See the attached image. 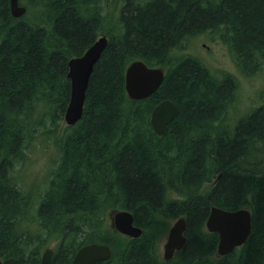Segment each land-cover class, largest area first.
<instances>
[{
	"label": "trees",
	"instance_id": "trees-1",
	"mask_svg": "<svg viewBox=\"0 0 264 264\" xmlns=\"http://www.w3.org/2000/svg\"><path fill=\"white\" fill-rule=\"evenodd\" d=\"M19 2L26 11L14 17L9 0H0L3 264H40L53 242L51 264H70L75 251L92 242L112 249L95 264H264V170L244 164L248 136L264 133V111L224 133L237 78L184 51L193 36L220 35L236 68L252 74L264 63V0ZM110 9L115 14L108 15ZM102 34L108 42L91 73L82 116L55 136L57 158L32 214L15 166L27 159V143L38 131L54 133L63 121L68 62ZM134 59L165 70L146 99L131 100L125 92V69ZM165 98L179 111L157 134L151 110ZM213 205L251 212L246 241L223 256L216 252L218 234L205 227ZM119 209L132 212L143 230L138 237L107 222ZM181 216L187 241L164 260L159 242Z\"/></svg>",
	"mask_w": 264,
	"mask_h": 264
},
{
	"label": "water",
	"instance_id": "water-1",
	"mask_svg": "<svg viewBox=\"0 0 264 264\" xmlns=\"http://www.w3.org/2000/svg\"><path fill=\"white\" fill-rule=\"evenodd\" d=\"M10 12L14 17L22 16L26 7L19 0H9ZM108 42V37L100 35L85 51L68 62L67 77L70 80V96L64 112L66 125H74L82 116L89 79L95 63L100 58ZM165 70L161 66H149L141 59L131 61L124 74V88L131 100L146 99L159 88L164 80ZM178 106L168 98L156 103L150 115V123L157 134H162L169 122L178 114ZM111 226L128 237H138L142 228L134 224L132 212L126 209L112 210L109 213ZM205 227L208 232L218 234L217 254L226 255L241 246L251 231V212L247 207L224 209L211 206ZM187 228L185 217H178L170 226L163 244V259L169 260L174 252L186 243ZM112 249L109 245L92 242L80 246L70 264H95L108 260ZM53 248L47 247L41 255L40 264H51ZM0 264H3L0 259Z\"/></svg>",
	"mask_w": 264,
	"mask_h": 264
},
{
	"label": "rangeland",
	"instance_id": "rangeland-1",
	"mask_svg": "<svg viewBox=\"0 0 264 264\" xmlns=\"http://www.w3.org/2000/svg\"><path fill=\"white\" fill-rule=\"evenodd\" d=\"M107 13L108 15L111 13L112 15L115 14L112 9L108 10ZM218 36L219 38L206 33H201L195 37L193 36L189 43L186 42L184 51L199 56L217 74L227 72L235 75L237 78L236 104L240 109V113L238 114L228 110L232 103L227 106L226 113L229 126L232 128L238 119L246 116L245 112L249 107L260 104L262 97L259 96L260 94H264V63L256 73L246 74V77H240L241 75L236 70L227 45L223 42L220 35ZM234 116L235 118H233ZM64 125L66 124L63 120L54 133L44 131L41 134V131H38L36 136L31 138L27 143L25 149L27 159L23 163H17L15 166L13 172L14 177L17 179V184L23 192L28 195V199H31L32 214H34V209L39 202L40 196L43 195L48 172L54 165V160L57 158L58 152L55 136L61 134ZM247 156L244 160L245 165L247 163L248 165L255 166L254 168L260 171L264 170V143L251 146L249 151H247ZM175 220L170 223V226ZM107 222L111 224L109 215L107 216ZM167 233L159 242L158 250L161 257H163V244L166 240ZM48 247L53 248L54 242Z\"/></svg>",
	"mask_w": 264,
	"mask_h": 264
},
{
	"label": "flooded vegetation",
	"instance_id": "flooded-vegetation-1",
	"mask_svg": "<svg viewBox=\"0 0 264 264\" xmlns=\"http://www.w3.org/2000/svg\"><path fill=\"white\" fill-rule=\"evenodd\" d=\"M236 70H237V72H238V74H240L241 76L240 77H246L245 75H246V72H242L241 70H239V69H237L236 68ZM259 69H256V70H254V72H253V74L254 73H256L257 71H258ZM250 71V70H249ZM222 73H227V72H222ZM237 88V84L234 86H231L230 87V90L232 91L234 88ZM234 93V94H233ZM233 93H232V95H234V100L230 103L231 104V107H230V109H228L229 111H234V112H236V113H240V109L237 107V104H236V101H237V94H236V91H233ZM259 97H262V99L260 100V104H258V105H255V106H253V107H249L247 110H246V116L247 115H251L252 113H254V112H256V111H261V110H263L264 111V94H260V96ZM261 107H263V108H261ZM261 108V109H260ZM233 118H235V116L233 117ZM227 119H228V117L227 118H224L223 119V121H222V124H223V126L221 127L222 128V131L224 132V133H227L229 130H228V126H229V124L227 123ZM242 118H240V119H238L237 120V122L236 123H238L240 120H241ZM229 128H230V126H229ZM233 129H234V127H232ZM231 129V128H230ZM235 135L237 134V132H233ZM248 142L252 145V146H256L257 144L258 145H260V144H263L264 143V133H262V134H260V135H255V134H250L249 136H248ZM241 158V157H240Z\"/></svg>",
	"mask_w": 264,
	"mask_h": 264
},
{
	"label": "bare ground",
	"instance_id": "bare-ground-1",
	"mask_svg": "<svg viewBox=\"0 0 264 264\" xmlns=\"http://www.w3.org/2000/svg\"><path fill=\"white\" fill-rule=\"evenodd\" d=\"M258 63V62H257ZM256 66V65H255ZM258 66V65H257ZM220 176V174L218 175V177ZM167 203V202H166Z\"/></svg>",
	"mask_w": 264,
	"mask_h": 264
}]
</instances>
